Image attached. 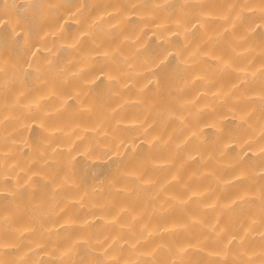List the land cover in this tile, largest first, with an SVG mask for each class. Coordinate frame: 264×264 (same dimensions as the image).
Masks as SVG:
<instances>
[{"label":"bare ground","instance_id":"1","mask_svg":"<svg viewBox=\"0 0 264 264\" xmlns=\"http://www.w3.org/2000/svg\"><path fill=\"white\" fill-rule=\"evenodd\" d=\"M0 264H264V0H0Z\"/></svg>","mask_w":264,"mask_h":264}]
</instances>
